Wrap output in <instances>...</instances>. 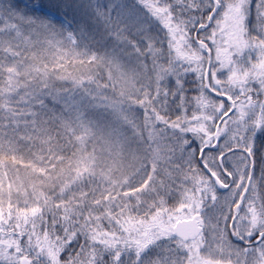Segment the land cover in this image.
I'll return each mask as SVG.
<instances>
[{
    "label": "snow or ice",
    "instance_id": "obj_1",
    "mask_svg": "<svg viewBox=\"0 0 264 264\" xmlns=\"http://www.w3.org/2000/svg\"><path fill=\"white\" fill-rule=\"evenodd\" d=\"M0 264H264V0H0Z\"/></svg>",
    "mask_w": 264,
    "mask_h": 264
}]
</instances>
